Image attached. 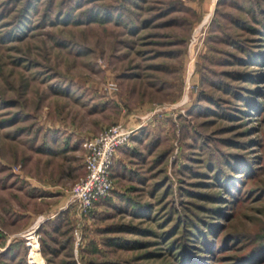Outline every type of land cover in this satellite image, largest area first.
I'll use <instances>...</instances> for the list:
<instances>
[{"label": "rangeland", "instance_id": "rangeland-1", "mask_svg": "<svg viewBox=\"0 0 264 264\" xmlns=\"http://www.w3.org/2000/svg\"><path fill=\"white\" fill-rule=\"evenodd\" d=\"M217 1L53 0L45 17L48 0H0V238L20 232L22 243L11 264H33V253L47 264L41 240L58 249L50 264H175L173 239L175 251L199 249V264H264V62L238 61H264V33L243 30L255 25L233 7L242 0H222L212 23ZM123 4L118 23L86 22ZM244 72L262 77L231 76ZM115 123L132 141L74 249L82 142ZM62 213L64 234L38 230ZM34 228L38 251L26 245ZM111 237L142 244L106 246Z\"/></svg>", "mask_w": 264, "mask_h": 264}, {"label": "trees", "instance_id": "trees-1", "mask_svg": "<svg viewBox=\"0 0 264 264\" xmlns=\"http://www.w3.org/2000/svg\"><path fill=\"white\" fill-rule=\"evenodd\" d=\"M53 0H48L47 2V9H46V12H45V17H47L46 14H49V5L52 3ZM249 2V4H247ZM125 3H126V0H125ZM222 4V0H218L217 3H216V8H215V12H214V19L212 20V23H214V21L216 22L217 18H216V12L218 10V8L220 7V5ZM247 4V5H246ZM263 4H264V0H242V2H237L235 1V3H233V7L237 8L239 11H244L246 12V14H249L250 16V19H251V22L255 25V26H260L261 29H258V28H255V26H243V30H246V32L248 33H251L252 35H259L260 33L263 34L264 33V7H263ZM254 5V7H253ZM126 4H123V6L116 8L115 11L111 10V9H108V8H105L104 11V14L103 16H100V15H97V16H94V15H90L88 17V23H100V24H103V23H110V22H116L118 23V20L120 18L123 17V11L126 10L125 8ZM250 6V7H249ZM246 9V11H245ZM121 10V11H120ZM91 11V9H90ZM228 15L227 16H230L232 19H233V23L234 25H239L236 23V17L234 15H231L230 13H227ZM230 18V19H231ZM43 21L45 22L46 19L44 18ZM42 21V22H43ZM48 23L50 24V26L52 28L54 27H57L58 23L57 22L55 24V22H53L52 20L48 21ZM81 24L82 22L80 20H72L71 22H68L67 25L69 24ZM87 23V24H88ZM218 25H220V22H217ZM50 37L54 38L53 41L56 43V44H62V42L65 43V41L63 40H60L59 38L55 39V37H53V35H49ZM231 42V41H229ZM236 42V41H235ZM67 43V42H66ZM233 43V42H232ZM235 46H238V44H235L233 43ZM241 47V46H240ZM246 46H243V51H244V48ZM258 52H254V54L256 55ZM264 54V53H263ZM238 61H252V62H255V63H260L262 62L263 64V59L262 58H251L249 57L248 60L247 58L245 59H238ZM231 76H236V78L238 79H242L245 81H249V82H252V83H258V80L262 77L261 75H252L251 73L249 72H244V74H238V75H231ZM237 87V86H236ZM245 90H247L248 95H253L254 96L256 95L257 97V91L256 90H249L247 89L246 87L244 88ZM244 90V91H245ZM231 93H234L236 95V99L240 102L243 103V105L247 106V107H252V106H255L256 104L254 103V100L253 99H250V97L248 95L246 96H243V95H240L239 91H236V92H231ZM259 97V96H258ZM249 98V100H248ZM130 140L132 141V139L130 138ZM128 143L126 142V144H124L123 146L127 145ZM45 146V145H44ZM120 147L119 149L123 148ZM48 147V146H47ZM44 147L40 146L39 148H37V150L40 152V151H44L45 149H43ZM234 168V166L230 167V169L232 170ZM111 174V172H110ZM112 175V174H111ZM232 176L228 175L227 178H226V185H230L231 182H233ZM31 194V193H30ZM29 196H32V194ZM102 199L98 200L96 203H99ZM95 203V204H96ZM16 221L17 219L16 218H13L11 221H9V224L10 225H16ZM49 224V228H50V231L52 232H56V233H59L64 227L65 230L62 231L61 234H64L65 231L68 230L69 228V222H68V217L65 215V214H59L56 219H54V221L52 220H48V222H46V224H44L43 226H39L38 230L39 231H43L44 233H47L48 230H47V226ZM180 225V223H179ZM176 228V227H175ZM175 228H172L171 231H169V233H172V231L175 229ZM110 230L106 231V233H109L111 231H113L114 229L112 228H109ZM148 232H151V231H148ZM5 237H2L0 238L1 242H4V239ZM53 238L54 240H56V238L54 237H51ZM3 240V241H2ZM204 243V242H203ZM202 243V244H203ZM104 244L106 246H113V247H118L120 249H136L137 246H139L140 242H137V241H128V240H121V238H118V237H111V238H107L104 242ZM175 239H173V241H171L168 245V250H171L173 252H177L176 254H178L179 256L177 257L176 259V263L175 264H199L198 261L195 260V255L193 254L194 252L195 253H198L199 252V249H197L196 247L194 246H190L189 248L187 247V249L184 248L183 245H180V247H178V251H175ZM22 243L20 240H17L15 242H11L8 244V246L5 248V250H3V252L0 253V257L3 259H6L7 263L11 264L13 261L16 260V258L18 257V251L20 250V247H21ZM177 248V247H176ZM195 250V251H194ZM57 252H58V249H56L55 247H50V244H45V241L41 240V243H40V254H42V256L44 257V259L46 260L47 264H50L51 263V258L50 256H55L57 255ZM155 256V255H154ZM176 255H174L175 257ZM197 259V258H196ZM197 262V263H196Z\"/></svg>", "mask_w": 264, "mask_h": 264}, {"label": "built area", "instance_id": "built-area-1", "mask_svg": "<svg viewBox=\"0 0 264 264\" xmlns=\"http://www.w3.org/2000/svg\"><path fill=\"white\" fill-rule=\"evenodd\" d=\"M133 130L126 128L123 124L115 123L108 126L103 132L92 138L84 139L82 144L84 154V174L78 178L70 188L68 203L75 207L76 222L79 223L94 208L95 203L105 198L112 187L110 168L113 157L117 150L128 142ZM82 224L74 225L72 230L74 249L80 248L83 243ZM36 228L25 235L29 247L31 240L37 242L39 248L38 234ZM28 237H31L28 239ZM4 247H0V252Z\"/></svg>", "mask_w": 264, "mask_h": 264}, {"label": "crops", "instance_id": "crops-1", "mask_svg": "<svg viewBox=\"0 0 264 264\" xmlns=\"http://www.w3.org/2000/svg\"><path fill=\"white\" fill-rule=\"evenodd\" d=\"M36 216H37V217H33V221H34L35 223H37V227H38V226L40 225V214H39V215L37 214ZM35 227H36V226H35ZM19 233H20V232H18V233H16V234H9V235H7V236L3 239V240H4L3 246H4V247H7L9 243L17 241L16 238H17V236H19ZM40 256H41V254H40Z\"/></svg>", "mask_w": 264, "mask_h": 264}, {"label": "bare ground", "instance_id": "bare-ground-1", "mask_svg": "<svg viewBox=\"0 0 264 264\" xmlns=\"http://www.w3.org/2000/svg\"><path fill=\"white\" fill-rule=\"evenodd\" d=\"M31 237H28V239H30ZM29 245L31 246L32 249H35L38 251V245H37V242L33 239L31 240V242L29 243ZM33 255H35V257H33ZM31 258H32V262L33 264H41V258L38 256V254L36 253H33L31 255Z\"/></svg>", "mask_w": 264, "mask_h": 264}]
</instances>
